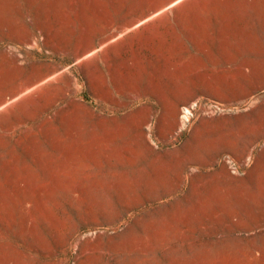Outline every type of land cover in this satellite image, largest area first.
<instances>
[{"label": "crops", "instance_id": "0c3cea01", "mask_svg": "<svg viewBox=\"0 0 264 264\" xmlns=\"http://www.w3.org/2000/svg\"><path fill=\"white\" fill-rule=\"evenodd\" d=\"M70 9L49 47L53 69L38 82V102L67 110L69 133L54 124L49 134L24 132L22 110L7 165L28 172L65 148L74 161L137 160V176L121 179L149 198L159 179L171 184L161 194H172L179 166L185 202L213 206L227 222L203 234L204 251L264 264V0H85ZM179 109L175 145L158 126Z\"/></svg>", "mask_w": 264, "mask_h": 264}, {"label": "rangeland", "instance_id": "374dc122", "mask_svg": "<svg viewBox=\"0 0 264 264\" xmlns=\"http://www.w3.org/2000/svg\"><path fill=\"white\" fill-rule=\"evenodd\" d=\"M83 1L0 0V264H241L204 251L203 234L227 222L212 216L213 206L185 202L179 166L172 194H161L171 184L159 179L149 198L139 197L137 180L121 179L137 176V160L79 153L74 161L65 148L28 172L7 165L22 110L24 132L49 134L54 124L69 133L67 110L38 102V82L54 66L55 27ZM185 111L159 125V136L180 143Z\"/></svg>", "mask_w": 264, "mask_h": 264}, {"label": "built area", "instance_id": "2783aa9c", "mask_svg": "<svg viewBox=\"0 0 264 264\" xmlns=\"http://www.w3.org/2000/svg\"><path fill=\"white\" fill-rule=\"evenodd\" d=\"M208 106H209V108H210L211 110H214V111H219V110H220V108L218 107L217 104H209ZM231 167H232V170H233L234 172L237 171V170H236V167H235L234 165H231Z\"/></svg>", "mask_w": 264, "mask_h": 264}]
</instances>
